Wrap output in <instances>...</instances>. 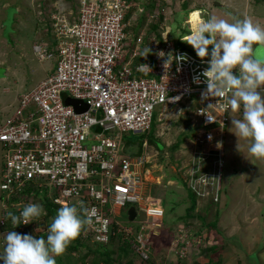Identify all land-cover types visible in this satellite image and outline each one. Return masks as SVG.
Returning <instances> with one entry per match:
<instances>
[{
    "label": "built area",
    "instance_id": "obj_1",
    "mask_svg": "<svg viewBox=\"0 0 264 264\" xmlns=\"http://www.w3.org/2000/svg\"><path fill=\"white\" fill-rule=\"evenodd\" d=\"M74 5L67 14L49 17L46 37L32 46L34 58L41 64L53 60L54 68L17 97L15 110L0 123V225L32 233L45 215L14 229L7 213L19 214L29 203L44 207V199L59 208L82 203L94 211L81 239L95 246L126 244L133 260L149 264L150 238L163 226V206L145 196L143 158L126 151L124 139L149 131L156 107L185 101L188 109L197 102L190 121L196 158L186 187L199 200L218 204L228 97H202L210 54L202 59L181 48L163 27L160 36L149 31L158 20V3L74 0ZM130 205L133 221L127 216ZM189 237L181 229L173 242L181 262L189 258V247L204 244L193 245Z\"/></svg>",
    "mask_w": 264,
    "mask_h": 264
},
{
    "label": "rangeland",
    "instance_id": "obj_2",
    "mask_svg": "<svg viewBox=\"0 0 264 264\" xmlns=\"http://www.w3.org/2000/svg\"><path fill=\"white\" fill-rule=\"evenodd\" d=\"M153 2L163 9L165 20L162 27L170 32L178 46L193 53H196L195 49L186 41H179L181 38L177 39V36L185 35L184 40L188 41V36L196 31L202 19L216 16L231 22L233 18L242 20L247 17L264 28V0H149V3ZM183 3H186V11L183 10ZM74 6V0H0V79L5 76L4 84H0V122L15 110L17 97L25 90H30L28 86L41 82L46 76L45 70L54 68L53 60L41 64L28 52L33 36H45L46 27L41 25L47 23L52 15L58 17L59 13H69ZM127 17L130 21L133 18L130 14ZM254 48L264 55V49L257 46ZM211 51L210 46L209 54ZM23 52L26 56H21ZM28 55L31 56L30 59ZM234 74L238 75V70H234ZM16 80L18 86L14 85ZM8 86L12 89L8 92L1 91ZM189 103L188 109L185 101L167 109L156 107L153 127L145 133L130 134L124 139L126 151L143 158L145 196L149 194V198H156L159 204L164 205L163 226L150 238H154L150 240L152 263L172 264L174 259H178L174 254L176 250L173 242L177 231L184 229L195 235V241L201 240L203 247L212 249L211 253L208 252L210 250H203L199 254L205 262L209 263L211 260L215 264H264V159L255 158L249 153L251 140L235 135L232 119H242V110H231L228 115L222 153L225 170L220 184V203L212 204L195 197L196 208L189 216L186 214L190 207L186 174L189 175L192 170L193 159L196 158L193 153L197 149L190 131V121L197 102ZM186 216L188 218H184ZM122 217H125V213ZM52 219L45 224L42 222L37 231L26 234L46 239ZM211 224L215 225V229L210 227ZM0 232L2 254L4 237L8 231L0 228ZM72 242L70 246H74ZM108 246L114 251L111 256L113 264H125L126 257L122 254V262L116 260L119 252L116 247L121 245L114 242ZM228 253L229 258L226 257ZM67 257L71 264H105L100 254H90L84 247L73 250L67 247L61 256L56 257V262L60 260L61 264H68ZM132 262L139 264L138 259L132 258Z\"/></svg>",
    "mask_w": 264,
    "mask_h": 264
},
{
    "label": "clouds",
    "instance_id": "obj_3",
    "mask_svg": "<svg viewBox=\"0 0 264 264\" xmlns=\"http://www.w3.org/2000/svg\"><path fill=\"white\" fill-rule=\"evenodd\" d=\"M186 42L202 59L209 56L211 46L209 67L203 72L207 90L202 97L227 96V105L233 112L242 110V119H232L235 135L251 140L249 153L255 158L264 159V55L254 48L264 49V28L247 17L242 20L233 18L230 22L211 16L202 19ZM234 70H238L239 74H234ZM213 107L208 105V109ZM93 211L82 203L79 208L74 205L62 206L47 229L46 239L9 230L4 237L5 246L0 261L2 264H56V257L61 256L85 227L93 223ZM44 215L47 213L39 203L25 205L19 214L7 213L14 229ZM193 236L190 234L189 238L194 245ZM204 249L189 247L187 251L192 252L193 256L182 262L174 259L172 264L189 262ZM149 260H152L151 256ZM199 261L202 262L200 257Z\"/></svg>",
    "mask_w": 264,
    "mask_h": 264
},
{
    "label": "trees",
    "instance_id": "obj_4",
    "mask_svg": "<svg viewBox=\"0 0 264 264\" xmlns=\"http://www.w3.org/2000/svg\"><path fill=\"white\" fill-rule=\"evenodd\" d=\"M160 6V8H159V11H160V13L158 14V16H157V23L156 24H151L150 26H148V29H149V31H154L158 36H160V33L162 32V24H163V22H164V20H165V18H164V16L162 15V13H164L163 12V9H162V7H161V5H159ZM188 6V5H187ZM183 10L184 11H186V3H183ZM11 8V7H10ZM150 8H154V6L153 5H151L150 6ZM140 25H142V23L141 22H139V26ZM46 27V28H48L44 23L41 25V27ZM46 35L47 34H45V36H41L40 35V37H39V39H37V40H39V41H41L43 38H45L46 37ZM183 36H185V35H183ZM181 34L180 35H178L177 36V39H180V38H182L183 37ZM158 40H161V38L159 37V39ZM39 41H37V42H39ZM36 43V42H35ZM34 43V44H35ZM153 119H154V117H153ZM154 123V122H153ZM153 123L151 124V128L153 127ZM150 128V129H151ZM149 142H151V139L149 138ZM141 144H143V142L141 143ZM133 146V145H132ZM28 192V191H27ZM189 192V191H188ZM188 200H189V203H190V207L186 210V214L188 215V214H190V213H192L193 211H194V209L196 208V204H195V202H196V199H195V196L191 193V192H189V194H188ZM43 204H44V208H45V210H46V212H47V215L46 216H44V219H45V222H44V224L46 223V221L47 222H49L48 220H50V219H52V218H54L55 217V215L57 214V211H58V209H59V207L58 206H54V205H52L51 203H49L48 201H47V199H44V201H43ZM189 216V215H188ZM188 216H186V217H184V218H188ZM183 218V217H182ZM181 219V218H180ZM1 227V226H0ZM210 227H213V229H215V225H213V224H211L210 225ZM2 228V227H1ZM27 232H30L29 230L27 231ZM154 239V238H153ZM152 239V240H153ZM74 242V243H73ZM72 243L74 244V246H68V249L69 250H73V249H78L79 247H84V248H86L87 249V252L88 253H90V254H94V253H97V254H100V256L102 257V262L103 263H105V264H113L114 263V260H113V258H111V256H113L112 254H114V251H113V249H111L109 246H101V245H99V246H95V245H90L88 242L86 243L83 239H81V238H77V239H75L74 241H73ZM152 242V241H151ZM112 244H114V242L112 243ZM111 244V245H112ZM152 247H153V245H152ZM116 248H118L119 249V252L117 253L118 254V258L116 259L118 262H122V256H121V254L123 255V256H125L126 257V263L125 264H133V262H132V256H133V251L130 249V247L129 246H127L126 244L125 245H121L120 247H116ZM205 248H207V247H205ZM111 249V250H110ZM204 250H210V251H208V252H212V249H204ZM117 252V251H116ZM131 256V257H130ZM188 256L189 257H192L193 256V253L192 252H188ZM219 256H221V255H219ZM199 257L200 256H197V257H195L194 259H192V260H190L189 262H186V263H184V264H192L193 262L194 263H196L197 261H198V259H199ZM128 258H130V259H128ZM67 259V262H68V264H71L72 262H71V260H70V258L69 257H67L66 258ZM99 259V258H98ZM190 259V258H189ZM99 260H101V259H99ZM95 262L97 263V259L95 260ZM146 263H149V264H153L152 263V260H146ZM56 264H61V261L60 260H58L57 262H56ZM117 264H121V263H117ZM196 264H215L213 261H209V263H207V262H201V261H199V262H197Z\"/></svg>",
    "mask_w": 264,
    "mask_h": 264
},
{
    "label": "crops",
    "instance_id": "obj_5",
    "mask_svg": "<svg viewBox=\"0 0 264 264\" xmlns=\"http://www.w3.org/2000/svg\"><path fill=\"white\" fill-rule=\"evenodd\" d=\"M33 38L34 39H32V45H31V47H30V51H28L29 53H31V56H34L33 55V52H32V46L34 45V43L35 42H37V41H39V40H37V39H39V36L36 34L35 36H33ZM21 56H26V54L23 52L22 54H21ZM30 56V57H31ZM30 57H29V55H28V58L30 59ZM24 58H26V57H24ZM3 64V63H2ZM49 71V69L48 70H45V72L47 73ZM4 79H5V76H3V78L2 79H0V84L1 83H3L4 82ZM43 80V79H42ZM40 82V81H39ZM39 82H36L35 84H32L31 86H28V89H31V88H33L34 86H36ZM25 83H26V81H25ZM4 84V83H3ZM2 84V85H3ZM18 84V80H16L15 81V83H14V85L15 86H18L17 85ZM12 89V87H10V86H8V87H6V88H3L1 91L2 92H8L9 90H11ZM25 92H26V90H25ZM3 121V120H2ZM1 121V122H2ZM0 122V123H1ZM191 132H192V130H190ZM189 135V134H188ZM2 168H3V161H2V158H1V155H0V176H1V171H2ZM1 214H2V208H1V205H0V219H1ZM1 228V227H0ZM2 237V232H0V240L2 239L1 238ZM226 257H228L229 258V253L228 254H226ZM201 258V257H200ZM202 259V263L203 262H205V259L204 258H201ZM207 262V261H206ZM208 263V262H207Z\"/></svg>",
    "mask_w": 264,
    "mask_h": 264
},
{
    "label": "water",
    "instance_id": "obj_6",
    "mask_svg": "<svg viewBox=\"0 0 264 264\" xmlns=\"http://www.w3.org/2000/svg\"><path fill=\"white\" fill-rule=\"evenodd\" d=\"M216 5H218V6H221V4H219V3H216ZM66 103L69 105V104H71V105H75V103H76V101H73V100H67L66 101ZM84 110H86V109H83V111ZM127 216H128V219H129V221H133L134 220V218H135V216H136V212H135V209H134V207L133 206H131L129 209H128V211H127Z\"/></svg>",
    "mask_w": 264,
    "mask_h": 264
},
{
    "label": "bare ground",
    "instance_id": "obj_7",
    "mask_svg": "<svg viewBox=\"0 0 264 264\" xmlns=\"http://www.w3.org/2000/svg\"><path fill=\"white\" fill-rule=\"evenodd\" d=\"M200 19H201V18H200ZM189 36H190V35H189ZM189 36H188V38H189ZM188 38H187V39H188Z\"/></svg>",
    "mask_w": 264,
    "mask_h": 264
}]
</instances>
